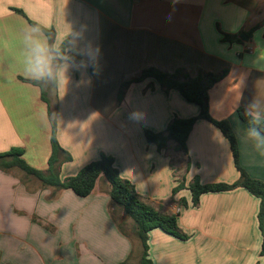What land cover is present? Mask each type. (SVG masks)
I'll use <instances>...</instances> for the list:
<instances>
[{
	"label": "crops",
	"instance_id": "1",
	"mask_svg": "<svg viewBox=\"0 0 264 264\" xmlns=\"http://www.w3.org/2000/svg\"><path fill=\"white\" fill-rule=\"evenodd\" d=\"M31 24L52 30L51 37L45 33L50 42H67V54L78 57L65 87H42L17 74L15 35ZM242 31L247 43L222 40L223 33ZM150 67L184 68L193 77L226 71L208 92L210 114L230 121L241 166L264 181V153L248 136L254 130L264 140V133L237 112L247 108L264 119V0H0V153L22 147L28 164L48 168L52 126L44 94L56 115L57 139L72 156L60 166L61 178L106 153L147 202L179 213L189 237L152 229V264H264L257 196L240 186L191 203L187 186L195 176L202 183L239 179L221 130L198 119L188 154L172 140L158 151L144 129L164 131L174 117L197 116L199 107L151 78L130 83L119 98L123 83ZM175 155L185 162L175 164ZM181 180L186 187L173 194ZM109 191L105 177L81 197L44 186L19 168H0V264H140L136 225ZM181 197L187 207H179Z\"/></svg>",
	"mask_w": 264,
	"mask_h": 264
},
{
	"label": "trees",
	"instance_id": "2",
	"mask_svg": "<svg viewBox=\"0 0 264 264\" xmlns=\"http://www.w3.org/2000/svg\"><path fill=\"white\" fill-rule=\"evenodd\" d=\"M44 32L51 37L53 31L43 28ZM250 34V32H249ZM223 41H240L239 34L223 33ZM61 47L67 53L68 44L65 42ZM73 60L78 57L72 55ZM226 71L221 73L203 72L197 76H191L184 68H178L173 73L163 72L157 68L150 67L144 69L141 74L123 83L119 98L123 97L125 88L133 82H140L151 78L168 92L170 89L177 90L183 98L196 104L200 112L197 116L181 118L174 117L164 131L156 132L151 129H144V135L148 143L156 145L158 151L167 148L169 141L176 143V150L188 154L187 140L193 126L198 119H205L218 127L230 143V148L234 158V164L240 172L239 179L231 182H211L202 183L199 176H195L188 184L187 188L191 192V203L197 206L202 194L207 192H220L232 190L236 187H244L260 199L258 212L259 228L261 231V254H264V181L251 177L240 164L239 146L235 132L228 119L217 120L213 118L209 110V90L218 82ZM43 87V84L32 81ZM153 87V82L149 84ZM43 99L48 102L49 116L52 126L51 146L52 151L48 160L46 170L37 169L26 162L23 158L24 149L22 147H12L8 151L0 153V168L9 170L12 168L21 169L26 176L38 179L44 186L53 187L55 190L71 189L81 197L90 195L97 181L105 177L110 184V199L112 203L121 208L124 213L133 220L137 228V234L142 245L140 264H152L149 258L148 238L152 229L160 228L180 239H187L189 235L185 233L178 224L179 213H171L161 208H155L147 202L137 191L135 185L124 178L119 169L115 166V159L112 155L101 153L99 158L87 163L75 175L61 178L60 166L72 159L71 154L65 150L57 139V119L52 110L49 100L43 94ZM245 108H238V113L243 121L249 126L259 129L264 133V119L244 115ZM189 166V162L188 165ZM184 180L173 188V194L185 188ZM179 207H187L188 200L185 197L178 199ZM123 264H129L125 262Z\"/></svg>",
	"mask_w": 264,
	"mask_h": 264
},
{
	"label": "clouds",
	"instance_id": "3",
	"mask_svg": "<svg viewBox=\"0 0 264 264\" xmlns=\"http://www.w3.org/2000/svg\"><path fill=\"white\" fill-rule=\"evenodd\" d=\"M15 39L19 44L17 74L28 80L50 85L53 89H58L61 82L66 86L67 70L71 66L72 56L61 46L51 43L39 24L22 26ZM96 54L98 48L94 55ZM250 106L256 107V102H251ZM244 115L251 116L252 113L246 108ZM39 119L43 122L44 115H40ZM248 136L255 141L254 148L264 153V140L260 139L259 134L250 130Z\"/></svg>",
	"mask_w": 264,
	"mask_h": 264
},
{
	"label": "water",
	"instance_id": "4",
	"mask_svg": "<svg viewBox=\"0 0 264 264\" xmlns=\"http://www.w3.org/2000/svg\"><path fill=\"white\" fill-rule=\"evenodd\" d=\"M239 38L242 42L244 43H247L249 41V36L247 35L246 32L242 31L240 34H239Z\"/></svg>",
	"mask_w": 264,
	"mask_h": 264
},
{
	"label": "rangeland",
	"instance_id": "5",
	"mask_svg": "<svg viewBox=\"0 0 264 264\" xmlns=\"http://www.w3.org/2000/svg\"><path fill=\"white\" fill-rule=\"evenodd\" d=\"M237 112H238V111H237ZM238 114H239V113H238ZM173 161H174L175 164H176L177 162H178V163H181V162L184 163V162H185V161H184V158H181V159L179 158V159H177L176 155L174 156ZM20 170H21V169H20ZM24 174H25V173H24ZM25 175H26V174H25Z\"/></svg>",
	"mask_w": 264,
	"mask_h": 264
}]
</instances>
